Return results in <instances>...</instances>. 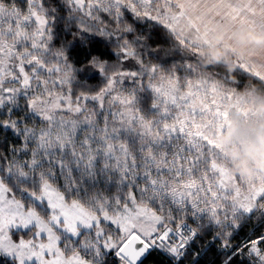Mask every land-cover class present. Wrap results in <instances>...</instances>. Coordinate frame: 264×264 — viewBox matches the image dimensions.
I'll use <instances>...</instances> for the list:
<instances>
[{
  "label": "snow or ice",
  "instance_id": "obj_1",
  "mask_svg": "<svg viewBox=\"0 0 264 264\" xmlns=\"http://www.w3.org/2000/svg\"><path fill=\"white\" fill-rule=\"evenodd\" d=\"M223 20L264 30V0H0V260L264 264L258 228L232 243L264 226V179L209 135L264 54L235 81L201 65Z\"/></svg>",
  "mask_w": 264,
  "mask_h": 264
},
{
  "label": "rangeland",
  "instance_id": "obj_2",
  "mask_svg": "<svg viewBox=\"0 0 264 264\" xmlns=\"http://www.w3.org/2000/svg\"><path fill=\"white\" fill-rule=\"evenodd\" d=\"M246 27L252 26L248 23L232 25L227 20L218 21L208 36V43L194 50L197 52V60L208 62L213 60L216 65L223 67L233 65L234 68H237L238 59L249 63L245 57L252 60L250 52L244 53L240 46L242 42L236 34L238 29H246ZM252 31L264 33V30L260 29ZM255 87L256 84L249 81L241 88H232L235 94L234 100L239 102V109L229 108L228 122L219 129L210 131L209 135L212 136L218 150L226 157L224 163L230 174H238L242 177L259 176L264 179V167H261L247 151L248 146L252 143L251 129L264 121V95L256 92ZM233 126L236 130L231 139L225 142L224 137Z\"/></svg>",
  "mask_w": 264,
  "mask_h": 264
},
{
  "label": "trees",
  "instance_id": "obj_3",
  "mask_svg": "<svg viewBox=\"0 0 264 264\" xmlns=\"http://www.w3.org/2000/svg\"><path fill=\"white\" fill-rule=\"evenodd\" d=\"M152 23V22H149ZM156 31L160 32V36H164L165 32L162 29H159L157 27ZM158 38V37H154ZM169 39H171L169 37ZM199 63L203 66L207 65H216V63L212 60L211 62L200 60ZM236 69L233 65L229 66H222V72L226 73L229 79H232L233 81L237 80L238 77L235 75ZM249 81L253 82L252 80L245 81L244 84L248 83ZM255 91L258 93H261L264 95V84L256 83ZM259 229V232H264V226H260L258 222L253 219L252 221H249L248 223L242 225L238 235H236L235 239L232 242H236L238 244L242 243L245 239H247L256 229ZM209 238H205L204 241L198 242L200 244H206ZM219 243H216L213 247L209 248L206 255H203L200 258V264H220V261L222 260V257L219 256L218 249H219ZM111 259V258H110ZM0 264H6L5 261L0 260ZM143 264H169V259L167 256L160 254L159 252H152L143 262ZM188 264V262H186ZM236 264H240L239 259L236 261ZM244 264H247V260H244Z\"/></svg>",
  "mask_w": 264,
  "mask_h": 264
},
{
  "label": "clouds",
  "instance_id": "obj_4",
  "mask_svg": "<svg viewBox=\"0 0 264 264\" xmlns=\"http://www.w3.org/2000/svg\"><path fill=\"white\" fill-rule=\"evenodd\" d=\"M236 34L241 41L250 42L257 47H264V33H257L251 29H238ZM235 130V126L228 130L224 137L225 142L231 139ZM251 132L252 143L248 146L247 151L261 167H264V121L259 126L251 129Z\"/></svg>",
  "mask_w": 264,
  "mask_h": 264
},
{
  "label": "crops",
  "instance_id": "obj_5",
  "mask_svg": "<svg viewBox=\"0 0 264 264\" xmlns=\"http://www.w3.org/2000/svg\"><path fill=\"white\" fill-rule=\"evenodd\" d=\"M251 30H255L254 28L252 27H246V29H250ZM241 41V40H240ZM242 43L240 44V46L242 47L241 49L244 51V53L246 52H250V53H253V52H257V53H262L264 54V48L263 47H257L255 46L254 44L250 43V42H245V41H241ZM244 57V56H243ZM252 57V56H251ZM264 58V57H262ZM246 60L249 61V63L251 64V62L253 61V57H252V60L251 58H248V57H245ZM250 59V60H249Z\"/></svg>",
  "mask_w": 264,
  "mask_h": 264
}]
</instances>
